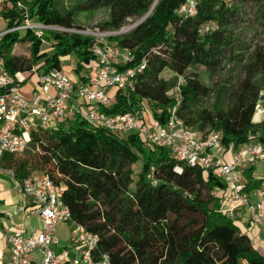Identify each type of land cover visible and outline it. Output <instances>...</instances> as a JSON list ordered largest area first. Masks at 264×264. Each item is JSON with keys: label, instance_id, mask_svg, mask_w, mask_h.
<instances>
[{"label": "trees", "instance_id": "obj_1", "mask_svg": "<svg viewBox=\"0 0 264 264\" xmlns=\"http://www.w3.org/2000/svg\"><path fill=\"white\" fill-rule=\"evenodd\" d=\"M17 1L4 0L5 28L23 17L15 8ZM23 1L33 20L79 27L73 11H60L55 0ZM184 1L77 4L85 12L108 9L107 19L98 24L101 30L119 31L133 21L109 40L131 49L135 62L145 60L129 99L118 91L116 103L106 111L137 108L143 99L165 110L175 99L172 93L180 77L176 113L186 126L202 134L218 131L226 151L252 138L264 143V120L252 121L264 92V0H199L193 15H180L176 10ZM205 24L210 26L207 32ZM49 37L55 43L42 52L41 40L30 31L3 35L0 59L6 70L14 74L35 65L44 72L70 60L76 63L78 82H85L86 76L79 73L96 66L89 50L92 39L74 33ZM13 43L26 44V55L8 54ZM197 67L207 81L193 71ZM166 72L172 77L166 78ZM66 123L34 133L31 152L4 154L0 166L18 180L39 170L62 184V200L72 221L97 234L98 253L108 255L107 264H264V254L253 247L247 229L241 231L221 213L226 183L213 171L175 161L167 148L136 133L98 128L78 115ZM138 161L142 166L133 181ZM242 174L247 189L256 184L250 181L252 166Z\"/></svg>", "mask_w": 264, "mask_h": 264}, {"label": "built area", "instance_id": "obj_2", "mask_svg": "<svg viewBox=\"0 0 264 264\" xmlns=\"http://www.w3.org/2000/svg\"><path fill=\"white\" fill-rule=\"evenodd\" d=\"M198 1L185 0L176 12L193 15ZM3 5L4 0H0V23ZM15 8L24 12L23 17L11 27L0 30V38L7 33L27 31L41 42H45L46 35L55 33L87 36L92 39L89 50L96 66L94 71L84 73L87 79L81 83L71 79L62 66L42 72L32 65L27 71L10 74L0 59V158L4 154L22 153L34 133L51 131L78 115L98 128L139 134L147 141L167 148L175 161L213 171L226 183L220 210L224 217L235 224H248L264 231V178L247 189L242 174L245 167L256 161L264 163V143L252 138L228 151L221 147V153L214 152L220 147V133L208 131L202 134L186 126L176 113L180 101L178 85L183 81L180 77L173 102L165 110L150 105L152 117L149 120L140 113L144 103L143 107L124 112L106 111L116 103L118 91L129 99L134 90V79L145 68V60L135 62L131 49L110 42L109 37L121 32L44 23L31 19L21 1L16 2ZM209 29V24L203 26V31ZM27 83L31 88L26 94L22 87ZM113 89H117L115 95L110 94ZM175 170L181 172L179 166ZM16 189L28 200V212L39 219L42 229L27 233L22 224H17L7 236L9 255L6 264L109 262L107 254L98 253L97 234L72 221L69 208L62 200V184L55 183L45 173H32L27 178L16 179ZM61 223L72 224L70 247H61L60 238L54 233L55 226ZM95 253H98L97 258H94Z\"/></svg>", "mask_w": 264, "mask_h": 264}, {"label": "rangeland", "instance_id": "obj_3", "mask_svg": "<svg viewBox=\"0 0 264 264\" xmlns=\"http://www.w3.org/2000/svg\"><path fill=\"white\" fill-rule=\"evenodd\" d=\"M24 7H25V13L28 14V6L27 3H25L23 0H20ZM28 1V0H27ZM82 0H55L56 7L60 11H66V10H72L73 11V17H74V23L79 25V27L86 28V29H93V28H99L98 24L107 19L108 17V9L107 8H100L97 10L93 11H80L76 8L77 4L80 3ZM24 13V12H22ZM133 21L127 22L120 30L119 32L125 31L128 28L133 26ZM4 28L3 25H0V30ZM110 42H114L110 40ZM55 42L53 39H50V37L47 39L45 38V42H42V45L40 46V49L42 52H48L52 49V44ZM92 44V43H91ZM91 47V46H90ZM28 51V46L26 44H20V43H13L9 47L8 54L16 53L18 55H26ZM2 61V59H1ZM64 64V61L62 62ZM74 71V70H73ZM193 71L197 72L200 77L203 80H208L207 75L205 74L204 70L200 67L194 68ZM166 78H171L172 76L169 73H164ZM173 97L175 98V94L172 93ZM140 100L139 102H141ZM144 103L150 108V103L148 100H143L140 104ZM143 107V104L141 105ZM264 120V92L262 91L259 96V101L256 105V111L253 116L252 121L254 123H258L260 121ZM65 125L69 126L70 122L68 124L66 123ZM218 132V131H217ZM121 135V134H120ZM123 135V134H122ZM220 142V141H219ZM220 144V143H219ZM221 146V145H220ZM223 148V147H222ZM224 149V148H223ZM33 150V147L28 146L26 150H24L22 153L17 154V155H23V154H28ZM141 161L136 162L133 165V181L137 178V175L141 169ZM32 173H41L39 170H33L30 172ZM264 178V163L260 161H256L252 165V174L250 181L253 183L258 179ZM243 181H246V176L244 175ZM222 209V207H221ZM244 225V224H243ZM242 224H238L239 229L241 231H248V235L251 238L252 245L253 247L258 250L260 253L264 254V233L260 232L257 228L249 227L248 224H245V227ZM72 224L70 223H61L55 226L54 228V233L58 236H61V242L67 241L72 233ZM242 264H248L246 261H242Z\"/></svg>", "mask_w": 264, "mask_h": 264}, {"label": "crops", "instance_id": "obj_4", "mask_svg": "<svg viewBox=\"0 0 264 264\" xmlns=\"http://www.w3.org/2000/svg\"><path fill=\"white\" fill-rule=\"evenodd\" d=\"M0 25L4 26L5 24L1 22ZM61 66L66 70L71 79L74 81L79 80V75L73 71L76 63L68 60L64 61V64L61 63ZM79 74L82 76L84 73L81 71ZM30 88L29 83L22 87L26 94L30 92ZM116 92L117 89L110 90L111 95H115ZM141 102H139V108L143 104H140ZM140 110L144 119L149 120L152 117L150 113L151 106L149 108L144 105V109L140 108ZM214 152L221 153V146L214 150ZM28 209L29 202L18 193L16 189V178L11 173V170L0 166V264H6L8 261L7 236L14 231L17 224H22L27 233H36L42 229V224L39 219L34 215H30ZM259 231L264 233L262 230ZM70 244L71 239L69 237L67 241L60 243V246L70 247ZM36 256L34 255V259ZM30 259H33V257L30 256Z\"/></svg>", "mask_w": 264, "mask_h": 264}, {"label": "water", "instance_id": "obj_5", "mask_svg": "<svg viewBox=\"0 0 264 264\" xmlns=\"http://www.w3.org/2000/svg\"><path fill=\"white\" fill-rule=\"evenodd\" d=\"M149 11H150V10H149ZM149 11H148V13H149ZM148 13H147V14H148ZM147 14H146L141 20H143V19L147 16Z\"/></svg>", "mask_w": 264, "mask_h": 264}, {"label": "bare ground", "instance_id": "obj_6", "mask_svg": "<svg viewBox=\"0 0 264 264\" xmlns=\"http://www.w3.org/2000/svg\"><path fill=\"white\" fill-rule=\"evenodd\" d=\"M156 1V0H155Z\"/></svg>", "mask_w": 264, "mask_h": 264}]
</instances>
